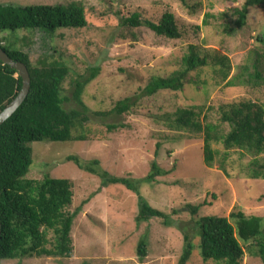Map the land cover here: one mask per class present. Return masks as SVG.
I'll use <instances>...</instances> for the list:
<instances>
[{
	"label": "rangeland",
	"instance_id": "obj_1",
	"mask_svg": "<svg viewBox=\"0 0 264 264\" xmlns=\"http://www.w3.org/2000/svg\"><path fill=\"white\" fill-rule=\"evenodd\" d=\"M71 1L84 6L85 27L58 28L53 33L5 31L0 37L6 43L18 37V45L32 62L45 57L65 64L69 73L63 83V96H69L70 82L76 75L99 66L98 75L86 84L82 94L90 110H110L123 98H131L133 105L122 114L90 121L87 140L29 144L31 164L25 177L68 178L73 192L69 211L82 205L72 223L73 249L68 258L0 259V264H178L185 235L195 245L186 264H219L201 259L196 218L227 216L238 210L264 217V179L248 177L246 166L251 156L237 150L225 152L223 162L207 167L202 136L170 129L162 116L193 105L216 107L245 99L264 104V85H226V80L239 74L242 66L252 72V65L258 63L264 74V6L249 7L245 24L237 28L233 9L240 8L244 0H186L194 9L180 0H0V4L52 5ZM165 11L174 15L180 38L158 36L144 26L122 31L119 25L120 16L133 12L156 22ZM206 15L208 24L202 26ZM189 44L198 45L202 52L227 56V79L223 81L209 65L191 73L205 80V85L189 83L182 91L162 90L138 97L151 76H166L181 67ZM64 106L68 109L73 105L65 101ZM211 114L215 121L216 114ZM113 123L122 126L107 131L105 124ZM156 142L160 148L154 156ZM215 147L223 150L221 145ZM70 155L82 163L96 159L100 170L135 180L150 172V163L155 159L160 168L171 172L152 182L140 181L139 193L152 207L164 212L166 219L150 218L137 223L138 193L118 183L102 187L97 175L66 160ZM259 158L264 159V154ZM197 205L199 209L193 215L192 207ZM140 240L146 243L142 259L136 253ZM240 264L263 263L245 253Z\"/></svg>",
	"mask_w": 264,
	"mask_h": 264
},
{
	"label": "trees",
	"instance_id": "obj_2",
	"mask_svg": "<svg viewBox=\"0 0 264 264\" xmlns=\"http://www.w3.org/2000/svg\"><path fill=\"white\" fill-rule=\"evenodd\" d=\"M180 1L187 8L194 9L186 0ZM251 6H264V0H244L240 8L233 9L237 28L245 24ZM119 20L122 31L123 28L144 26L168 39L182 36L174 15L169 11H165L156 22L141 18L137 12L120 16ZM201 24H208V15ZM86 25L84 6L77 1L52 5L0 4V33L21 30L53 33L58 28H83ZM17 39L15 37L11 43H6L0 37V47L11 59L24 63L30 77L29 92L24 101L0 124V259L41 256L68 258L73 249V219L82 205L69 211L73 192L68 178L49 175L40 179L25 177L31 164L29 144L35 141L87 140L90 121H101L108 115L127 112L133 103L131 98H123L110 110L97 111L85 105L82 100L84 87L98 75L99 66H91L86 72L76 75L70 82L69 96H63V83L69 68L62 62L48 61L45 57L32 62L18 45ZM181 61V67L170 74L151 76L137 96H151L162 90L182 91L189 83L205 85V80L191 75L205 66L212 65L223 81L230 72L227 56L208 50L202 52L194 44L187 46ZM252 67L253 71L250 72L248 66H242V71L226 80V85H264V74L259 64ZM21 83L17 71L0 60V111L18 93ZM65 101H70L73 106L65 108ZM211 113L216 114L215 121L211 119ZM162 117L170 129L202 136L203 160L207 167L215 162H223L225 152L237 150L251 156L246 166L248 177L264 179V159L259 158L264 154V104L245 99L221 103L216 107L193 105L178 107ZM105 126L107 131H114L122 124ZM215 145H221L224 151ZM159 148L160 143L156 142L154 156L158 155ZM66 160L97 175L102 187L118 183L138 193L137 223L150 218L166 219L164 212L152 207L139 193L140 181L152 182L156 177L171 172L160 168L155 159L150 163V172L141 180L110 175L98 168L99 161L96 159L82 163L77 156L70 155ZM225 173L229 176L227 171ZM198 209V205L193 206L192 214L195 215ZM194 223L199 255L203 261L240 264L244 254L248 253L264 264V217L245 215L238 210L230 211L227 216L202 215ZM185 241L178 264L189 261L195 246L186 235ZM136 253L139 259L146 256V243L143 240L138 242Z\"/></svg>",
	"mask_w": 264,
	"mask_h": 264
},
{
	"label": "water",
	"instance_id": "obj_3",
	"mask_svg": "<svg viewBox=\"0 0 264 264\" xmlns=\"http://www.w3.org/2000/svg\"><path fill=\"white\" fill-rule=\"evenodd\" d=\"M0 60L17 71L21 78V87L18 93L0 111V124L9 118L13 112L21 105L29 92L30 77L24 63L11 59L8 54L0 47ZM1 234V227H0Z\"/></svg>",
	"mask_w": 264,
	"mask_h": 264
}]
</instances>
